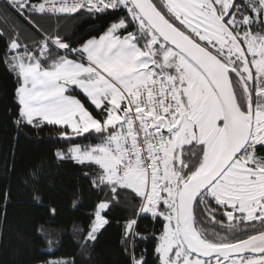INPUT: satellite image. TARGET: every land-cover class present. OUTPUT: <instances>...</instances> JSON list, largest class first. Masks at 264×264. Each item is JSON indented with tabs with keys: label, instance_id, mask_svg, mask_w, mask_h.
Here are the masks:
<instances>
[{
	"label": "snow or ice",
	"instance_id": "6c2138e0",
	"mask_svg": "<svg viewBox=\"0 0 264 264\" xmlns=\"http://www.w3.org/2000/svg\"><path fill=\"white\" fill-rule=\"evenodd\" d=\"M5 5L36 35L29 44L15 28L0 30L17 125L53 126L71 144L58 159L94 166L93 187L111 193L92 214L81 255L108 224L102 212L130 189L136 215L161 225L151 234L155 264H264V0ZM84 14L110 22L76 42L37 23ZM93 134L99 143L76 142ZM137 223H125L120 243L128 264H147L136 241L149 236ZM47 254L41 264H77L55 257L50 238Z\"/></svg>",
	"mask_w": 264,
	"mask_h": 264
},
{
	"label": "trees",
	"instance_id": "16d2710c",
	"mask_svg": "<svg viewBox=\"0 0 264 264\" xmlns=\"http://www.w3.org/2000/svg\"><path fill=\"white\" fill-rule=\"evenodd\" d=\"M41 18L43 22L38 21ZM109 22L108 17L96 19L87 14L37 18L44 31H58L73 42L98 36ZM6 48L7 38H0V57ZM16 87L15 76L0 62V264H41L49 258V238L57 258H75L77 264H128L120 240L125 223L132 219L138 220L137 231L149 236L136 241L137 256L144 253L147 264H155V240L151 234L158 232L161 225L150 215H136L139 198L130 189L120 190L118 200L102 212L108 224L95 242H89L88 254L81 255L82 235L93 222L92 214L99 202L111 200V193L93 187L94 166L58 159L57 153L68 152L71 144L61 140L53 126L38 130L17 125ZM76 142L86 146L99 140L93 134L87 139L77 138ZM34 191L39 193L38 201ZM41 227L43 233L38 231ZM206 227L213 230L210 224Z\"/></svg>",
	"mask_w": 264,
	"mask_h": 264
},
{
	"label": "rangeland",
	"instance_id": "374dc122",
	"mask_svg": "<svg viewBox=\"0 0 264 264\" xmlns=\"http://www.w3.org/2000/svg\"><path fill=\"white\" fill-rule=\"evenodd\" d=\"M43 22L42 18L38 20ZM24 23H26L29 27H27ZM22 23L19 19L15 18L4 5V3L0 2V30H3L5 33L10 32L13 28H15L20 35L22 42H29L36 39L35 32L30 28L32 25L26 19V22ZM6 37V36H5ZM7 38V37H6Z\"/></svg>",
	"mask_w": 264,
	"mask_h": 264
},
{
	"label": "built area",
	"instance_id": "2783aa9c",
	"mask_svg": "<svg viewBox=\"0 0 264 264\" xmlns=\"http://www.w3.org/2000/svg\"><path fill=\"white\" fill-rule=\"evenodd\" d=\"M0 1H2V2L5 4V0H0ZM18 17H19V16H18ZM20 18H22V19L26 20V18H25V17H20Z\"/></svg>",
	"mask_w": 264,
	"mask_h": 264
}]
</instances>
